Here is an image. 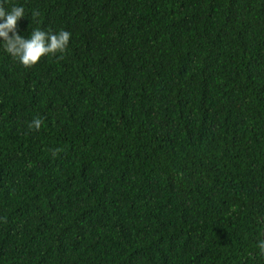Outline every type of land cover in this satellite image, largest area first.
<instances>
[{
    "label": "trees",
    "instance_id": "1",
    "mask_svg": "<svg viewBox=\"0 0 264 264\" xmlns=\"http://www.w3.org/2000/svg\"><path fill=\"white\" fill-rule=\"evenodd\" d=\"M11 2L72 35L0 51V264H264V0Z\"/></svg>",
    "mask_w": 264,
    "mask_h": 264
},
{
    "label": "clouds",
    "instance_id": "2",
    "mask_svg": "<svg viewBox=\"0 0 264 264\" xmlns=\"http://www.w3.org/2000/svg\"><path fill=\"white\" fill-rule=\"evenodd\" d=\"M40 13L31 12L29 15L24 6L12 3L11 0H0V51L10 57L23 68L36 66L42 58L55 57L64 53L71 39V33L65 29L53 30L35 27L30 34L22 36L18 30V24L23 18L30 17L32 24L39 23ZM31 24V25H32ZM43 120L34 117L28 128L39 131ZM254 254L258 258H264V231H260L254 243Z\"/></svg>",
    "mask_w": 264,
    "mask_h": 264
}]
</instances>
